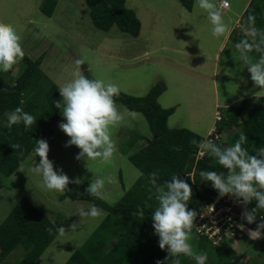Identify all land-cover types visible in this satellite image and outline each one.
I'll return each mask as SVG.
<instances>
[{"label": "rangeland", "instance_id": "obj_1", "mask_svg": "<svg viewBox=\"0 0 264 264\" xmlns=\"http://www.w3.org/2000/svg\"><path fill=\"white\" fill-rule=\"evenodd\" d=\"M217 1L213 0L215 4ZM228 1L231 3L230 12H220L228 29L234 27L238 30L235 27L239 19L234 21L247 0ZM43 2L0 0V22L9 23L16 29L26 55L31 59L42 58L41 70L46 79L56 84L57 89L74 79L77 59L84 60L81 69L87 71L92 79L111 81L119 85L121 92L134 97H143L154 86L162 84L164 90L158 97V104L162 108H173L167 126L195 132L204 137V141L213 140L209 134L220 124L217 121L222 117L219 113L226 106L231 111L237 107L264 108L263 95H247L252 91L264 94V89L254 86L251 81L235 48L236 42L231 38L224 42L221 51L214 57L224 36L216 38L212 35L207 12L198 7L197 0H193L191 13L179 0H126L125 5L135 11L141 23L137 37L124 34L115 26L109 31L96 28L85 0H58L51 15L40 10ZM239 28L243 25L239 24ZM249 56L253 62L259 59L252 53ZM23 67L22 63L15 65L12 78L17 77ZM50 81H43V85ZM117 105L125 119L120 126L111 129L118 150L108 163L99 159H75L80 149L74 145L65 147L70 138L58 127L65 122L62 114L52 126L51 133L43 137L49 144L48 158L53 162L54 170L62 169L70 179L82 178L79 185L87 188L91 180L98 177L115 178V183L105 185L103 200L109 204H114L140 176L127 155L151 137L143 114L135 112L137 115L133 118L129 115L133 111L120 103ZM231 134L220 133L217 144H225ZM35 148L10 176L0 174V223L23 197L57 227L62 225L67 231L71 224L78 223L76 231L64 235L58 233L38 259L39 264H65L106 215L98 219L80 217V209L88 210L93 205L91 201L61 200V193L42 189L41 178L30 170L33 163L38 164L40 159ZM203 153V149L199 148L196 155L200 158ZM238 199L218 195L210 206L215 207L217 202H222L223 205L216 208L219 210H203L206 217L203 226L209 233L218 232L223 211L237 217L241 215L243 206ZM206 223L210 224L209 227ZM241 228V238L239 234L225 232L231 247L236 250L232 261L248 264L251 256L259 252L264 260V232L261 231V237L254 240L248 235L249 227ZM215 242L218 244L219 240ZM189 243L194 250L195 237ZM25 253L24 245L20 244L0 264H17Z\"/></svg>", "mask_w": 264, "mask_h": 264}, {"label": "trees", "instance_id": "obj_2", "mask_svg": "<svg viewBox=\"0 0 264 264\" xmlns=\"http://www.w3.org/2000/svg\"><path fill=\"white\" fill-rule=\"evenodd\" d=\"M57 1L44 0L40 10L51 15ZM192 1L179 0L187 10H191ZM85 3L96 28L109 31L115 26L124 34L133 37L139 35L141 23L135 11L125 5L126 0H85ZM249 15L255 16V26L258 29H264V0H249L240 18V23L247 27ZM230 38L237 44L246 38L245 32L243 29H240L239 33L235 30ZM252 54L260 56L256 52ZM41 61L42 58L31 59L25 54L20 61L24 67L17 77L11 76L15 66L8 72L0 71V174L6 177L34 150L37 139L51 133L52 126L63 112V106L60 109L54 106L57 100L62 103V98L59 88L45 78L40 67ZM84 75L92 79L87 71H84ZM43 81L50 82L44 86ZM162 90V85L158 84L143 97L120 92L115 98L117 103L128 110L143 114L151 132V137L146 139L145 144L127 155V159L140 172L133 185L114 204L90 195L82 185L69 184V191L60 194L61 200L70 198L91 201L93 205L106 211L101 224L82 247L71 254L65 264H156L157 260L165 261L164 264H173L177 257L169 256L165 260L168 253L159 248V238L152 227L151 215L158 206L155 189L149 183V174L153 171L158 170L157 182L161 184L170 180L173 175L184 178L193 193L188 207L195 209L198 214L219 195L211 182L200 176V172L216 171L226 174L227 170L208 153H204L200 158L196 157L199 147L192 141H204V137L185 128L171 129L167 126V119L173 108H162L158 104L157 99ZM17 107L37 118L32 129H26L23 123L13 125L10 129L6 126L8 113ZM219 114L222 117L218 121L220 124L215 129L216 132L232 133L222 146L217 144V139L212 140L219 147L225 148L234 144L241 132L248 137L243 147L247 148L250 154L255 155L258 148L264 147V108L237 107L232 111L226 108ZM12 144H20L21 148L12 149ZM21 151L23 155H20ZM122 188L124 189V185ZM256 203L255 200L251 201L247 208H254ZM219 205L223 203L217 202L215 207ZM140 209L144 211L143 218L138 214ZM256 216V222L253 224H248L244 219L235 221L232 228L236 234H240V238L241 227L255 229L257 224L264 220V209H258ZM57 229V225L31 201L21 198L0 223V263L18 245L23 244L26 253L17 264H39V257L57 236ZM261 231L264 232V229ZM191 236L195 237L194 251L206 253L209 257L208 264H239V260L232 261L236 250L231 247L227 237H222L218 244H214L207 235L196 232L195 225ZM259 254L261 253L251 256L248 264H264ZM178 258L181 264H196L193 258L192 261L190 257L183 255Z\"/></svg>", "mask_w": 264, "mask_h": 264}, {"label": "clouds", "instance_id": "obj_3", "mask_svg": "<svg viewBox=\"0 0 264 264\" xmlns=\"http://www.w3.org/2000/svg\"><path fill=\"white\" fill-rule=\"evenodd\" d=\"M197 5L207 12L212 25V35L216 38L224 36L228 31V25L213 0H197ZM255 19L254 15H249L248 27L245 29L244 26L239 28L240 23L237 24L235 28L238 30H235L239 33V30L243 29L246 38L239 41L235 48L254 86L264 89V29H258L255 26ZM252 52L260 54L255 62L249 56ZM24 56L21 36L11 24L0 22V71L8 72L19 64ZM84 63L83 59L75 60L77 70L73 74L74 79L59 88L62 103L61 100H57L54 106L57 109L63 106L62 116L65 122H61L58 127L70 138L65 147L74 145L80 149L75 157L76 160L99 159L103 163H108L118 150L117 143L112 138L111 129L120 126L125 119L115 100L120 95L121 89L119 85L111 81L89 79L81 69ZM129 115L134 118L137 113L130 112ZM36 120L34 115L17 107L7 115L6 126L10 129L13 125L23 123L26 129H32ZM211 134H214L213 140H218L220 134L216 130L209 136ZM247 140L248 137L241 132L234 144L225 148L219 147L212 140H193L192 143L203 149L204 153L215 157L217 162L227 170L226 174L201 171L200 176L205 181L211 182L212 187L221 197L227 195L239 198L243 206L242 219L248 224H253L257 219V210L264 209V191H262L264 190V147L258 148L257 154L252 155L247 148L243 147ZM36 145V156L40 159L38 164L33 163L30 170L41 178L40 187L42 189L63 193L69 191V184L82 183V178L70 179L62 169L54 170L53 162L48 158L49 144L45 139H37ZM10 147L20 149L21 145L12 144ZM20 155H23L22 151ZM158 179V170L149 174V183L155 189V199L158 201V206L152 212L151 219L154 233L159 238V248L168 253L165 260L169 256L177 257L173 264H181L178 257L183 255L193 258L196 264H206L207 254L195 252L189 243L192 238V228L195 225L194 221L199 215L195 209L188 207V202L193 195L191 186L178 175H173L170 180L162 184L157 182ZM115 182L114 177H98L91 180L85 191L94 197L103 199L106 183ZM253 200L257 202L256 206L248 209L247 205ZM210 208L213 210L212 206ZM138 214L143 218V209H140ZM104 215L106 213L103 209L95 205H91L88 210L80 209L79 211L80 217L98 219ZM77 228L78 223L74 222L69 226V230L66 231L61 225L57 232L64 235L66 232L76 231ZM262 229H264V220H261L255 229H249V237L254 240L260 238ZM164 262L157 260L156 264H164Z\"/></svg>", "mask_w": 264, "mask_h": 264}, {"label": "built area", "instance_id": "obj_4", "mask_svg": "<svg viewBox=\"0 0 264 264\" xmlns=\"http://www.w3.org/2000/svg\"><path fill=\"white\" fill-rule=\"evenodd\" d=\"M219 6H220V8L227 9L230 6V2L228 0H220ZM206 208H210V205L207 206ZM212 208H213V210H211V211H215L216 207L212 206ZM203 210L200 212L199 216L195 220V230L198 233L207 235L208 238L211 239L214 244H217V242H215V240L218 239L220 241L222 239V237H226L225 232L230 231L232 234H236L234 229L232 228V226L234 223H236L235 221H242L243 220L241 215L237 217V216L232 215L229 211H223L221 213L222 220H221L220 226L218 227V232L217 233L215 232L214 234H212V233H209V231L206 230V228L203 226L204 221H205L204 219L206 218L202 213ZM218 210H219V208L216 209V211H218ZM209 225H210L209 223H206V227H209ZM225 225H226V228L223 229V226H225Z\"/></svg>", "mask_w": 264, "mask_h": 264}, {"label": "crops", "instance_id": "obj_5", "mask_svg": "<svg viewBox=\"0 0 264 264\" xmlns=\"http://www.w3.org/2000/svg\"><path fill=\"white\" fill-rule=\"evenodd\" d=\"M249 2V0H247V3ZM247 3H245V6H244V8H243V10H242V12L240 13V14H238L236 17H238L234 22H236L238 19H239V23L241 22L240 21V18H241V16L244 14V11L246 10V8H247V6H248V4ZM219 0L216 2V6H217V9L219 10V11H224V13L226 14V13H229L230 12V6H231V3H230V6L227 8V9H221L219 6ZM184 7V6H183ZM192 9H193V1H192V7H191V10L190 11H188V12H190L191 13V11H192ZM234 13H236V12H234ZM203 18H205V16H203ZM238 24V23H237ZM241 25H243L244 26V29L245 28H247V26L246 25H244V24H242V23H240ZM231 29H232V31H231ZM234 31H235V29H234V27H231V28H229L228 29V31L226 32V34L224 35V37H223V39H222V42H221V44L217 47V49H216V53H215V55H214V57H216V55H217V53H219L220 51H221V49H222V47H223V43L224 42H226V41H228V40H230V34H233L234 33ZM56 85V84H55ZM162 85V84H161ZM163 86V85H162ZM163 90H164V86H163ZM247 95H252V96H255V95H263L264 96V94H256L255 92H251L250 94H247ZM159 97V96H158ZM157 101H158V99H157ZM221 103V105H222V102H220ZM229 104H232L231 102L229 103ZM227 104H224V106H226ZM229 108V106H226V108ZM58 235V234H57ZM56 238V237H55ZM54 240V239H53ZM52 240V241H53Z\"/></svg>", "mask_w": 264, "mask_h": 264}]
</instances>
